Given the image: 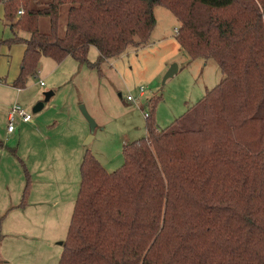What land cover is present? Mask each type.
Masks as SVG:
<instances>
[{
  "label": "trees",
  "instance_id": "16d2710c",
  "mask_svg": "<svg viewBox=\"0 0 264 264\" xmlns=\"http://www.w3.org/2000/svg\"><path fill=\"white\" fill-rule=\"evenodd\" d=\"M0 2L5 20L23 11L8 24L27 35L15 88L40 57L85 63L93 47L97 69L144 46L155 6L177 20V46L221 74L166 129L147 116L144 138L123 144L118 170L82 156L57 264H264V0Z\"/></svg>",
  "mask_w": 264,
  "mask_h": 264
},
{
  "label": "rangeland",
  "instance_id": "374dc122",
  "mask_svg": "<svg viewBox=\"0 0 264 264\" xmlns=\"http://www.w3.org/2000/svg\"><path fill=\"white\" fill-rule=\"evenodd\" d=\"M153 17L144 46L127 47L118 57L100 61L97 69L89 67L97 60L93 47L88 48L85 63L68 56L58 62L40 57L15 93L9 87L19 75L24 53L20 40L27 35L15 25L9 29L8 24L19 17L15 13L5 20L0 2V145L14 141L6 146H12L11 151L0 149V264H57L82 156L92 157L106 173L118 170L123 144L144 138L148 120L156 129H166L221 79L214 61L190 59L177 46L178 22L167 9L155 6ZM64 19L60 14V25ZM37 24L46 31L45 18ZM171 65L176 71L163 81ZM47 91L52 95L43 102ZM40 102L41 109L33 113ZM14 103L31 121L19 126L21 134L15 131L7 142L6 116ZM79 106L93 120L92 132ZM90 133L91 140L85 144Z\"/></svg>",
  "mask_w": 264,
  "mask_h": 264
},
{
  "label": "built area",
  "instance_id": "2783aa9c",
  "mask_svg": "<svg viewBox=\"0 0 264 264\" xmlns=\"http://www.w3.org/2000/svg\"><path fill=\"white\" fill-rule=\"evenodd\" d=\"M20 1V0H18ZM23 13L22 9L21 8H18V10L16 11V15L17 16H21ZM176 32V30H174V33ZM38 85L39 86H43V83L42 82H38ZM143 93V90L142 88H139L138 89V95L141 96ZM126 101H129V102H133V99L130 97V96H126L125 97ZM147 114L144 113L143 114V117L144 119L147 118ZM30 120V116L25 113L22 108L17 104V103H14L10 109L8 110L7 112V116H6V132L7 133H11L14 129V122L15 121H19V122H28Z\"/></svg>",
  "mask_w": 264,
  "mask_h": 264
},
{
  "label": "water",
  "instance_id": "95a60500",
  "mask_svg": "<svg viewBox=\"0 0 264 264\" xmlns=\"http://www.w3.org/2000/svg\"><path fill=\"white\" fill-rule=\"evenodd\" d=\"M176 71V66L175 65H171L168 70L166 71V73L164 74L163 76V81L170 77L174 72ZM52 95V93L50 91H47V92H44L43 93V102H46L49 97ZM43 102H40V103H37L33 108H32V112H36L38 110L41 109L42 107V103ZM79 111L80 113L82 114V116L84 117V119L87 121L88 123V127H89V131L92 132L93 131V128H94V122L93 120L90 118V116L87 114V112L85 111L84 107L83 106H79ZM91 133L90 135L87 136L86 140H85V144L88 143L90 140H91Z\"/></svg>",
  "mask_w": 264,
  "mask_h": 264
},
{
  "label": "crops",
  "instance_id": "0c3cea01",
  "mask_svg": "<svg viewBox=\"0 0 264 264\" xmlns=\"http://www.w3.org/2000/svg\"><path fill=\"white\" fill-rule=\"evenodd\" d=\"M96 51V50H95ZM39 82V81H38ZM3 83H5V81L3 80ZM44 86V85H43ZM9 89H11L12 91H15V93H19L20 92V89L19 88H15L14 86H10L9 87ZM30 121H31V119L28 121V122H19V121H16V123H15V126H14V129H13V131L11 132V133H7L6 132V129H5V137L6 138H10V137H12L14 134H15V131H18V135H20L21 133H20V130H18V128H19V126H21V125H27V124H29L30 123ZM6 126V125H5ZM28 128H26L24 131H26ZM9 138H8V141L7 142H9L10 140H9ZM12 140V139H11ZM7 144L8 143H5V145L3 146V145H0V149L1 150H8V151H11V148L10 147H12V146H8V147H6L7 146ZM9 144H14V141L13 142H11V143H9ZM8 144V145H9ZM4 147V148H3ZM23 193V192H22ZM22 197V196H21ZM24 198V197H23ZM74 200H75V197H74ZM74 200H73V204H74ZM23 205V202L21 203V206ZM20 206V207H21ZM72 208H73V205H72ZM71 212H72V210H71ZM70 219V218H69Z\"/></svg>",
  "mask_w": 264,
  "mask_h": 264
}]
</instances>
